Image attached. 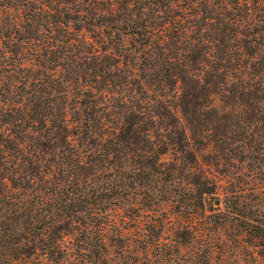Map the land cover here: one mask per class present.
<instances>
[{"label":"trees","instance_id":"obj_1","mask_svg":"<svg viewBox=\"0 0 264 264\" xmlns=\"http://www.w3.org/2000/svg\"><path fill=\"white\" fill-rule=\"evenodd\" d=\"M263 174L264 0H0V264H264Z\"/></svg>","mask_w":264,"mask_h":264},{"label":"rangeland","instance_id":"obj_2","mask_svg":"<svg viewBox=\"0 0 264 264\" xmlns=\"http://www.w3.org/2000/svg\"><path fill=\"white\" fill-rule=\"evenodd\" d=\"M169 157L170 155H167L164 157V159H169ZM250 170L251 169L245 168V172H243L240 175L241 180L250 181V179L252 178V173H254V171H250ZM233 171H237V170H233ZM214 173L216 176H218V178H220L217 172H214ZM230 177L232 178V176ZM261 177H264V174ZM261 183H262L261 185L264 186V180H262ZM262 193H264V191H262ZM256 200H259V199H256ZM263 201H264V197H263ZM166 207L167 209L170 208L168 205H166ZM111 214L115 215L118 223H120L122 226H126L125 231L129 236H133L134 239H136L140 235L138 234V231H139L138 227L131 226L129 225V223H127L128 217H126V214L122 210H119V211L112 210ZM164 216L169 217L171 219V221L167 224V229H166L164 236L168 235V237L169 236L172 237L173 228H175L177 223L182 222V218L178 214H175L174 212H172L171 210H169V212H167L166 215L164 214ZM236 222L237 221L235 220L232 224H226V227L220 232L222 235L223 242L218 243L217 246L213 248V253H215L213 255L214 264H249L251 263V261L255 260L256 257L253 256L249 251L240 250L239 252L240 245L246 244V243L242 241L241 239L236 238L237 231H236V228L234 227ZM140 233L142 234L141 231ZM109 235H112L111 232ZM167 241L170 242V239ZM108 242L110 244V241ZM112 243H114V241ZM188 249L190 250L192 249V247H189ZM188 249L183 251L181 248L180 252H178L174 245L164 246L163 249L162 248L153 249L152 253L154 257L152 258V262L153 264H159L160 263L159 260H160L161 263H164V264H188L190 263L188 262L189 256H190ZM203 249L204 248H202L201 250L202 251L206 250V249L204 250ZM166 251H169L170 253ZM160 252H162L163 254L162 256L159 255ZM84 264H89V263H84ZM108 264H117V263L116 261L113 260L111 262L109 261ZM137 264H142V262L140 261Z\"/></svg>","mask_w":264,"mask_h":264}]
</instances>
